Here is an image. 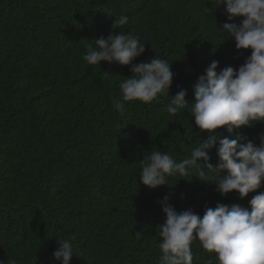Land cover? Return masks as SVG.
<instances>
[{
	"label": "trees",
	"instance_id": "16d2710c",
	"mask_svg": "<svg viewBox=\"0 0 264 264\" xmlns=\"http://www.w3.org/2000/svg\"><path fill=\"white\" fill-rule=\"evenodd\" d=\"M206 7L214 9L209 0H0V264H61L53 257L59 239L78 256L71 264H159L166 195L177 212L201 217L218 203L251 211L254 193L240 199L216 190L221 173L209 172L208 182L193 172L170 177V187L143 185L145 155L158 150L179 162L209 134L188 107L169 114L170 96L126 102L120 115L112 100L130 66L83 59L86 45L126 16L117 34L134 35L146 48L134 63L167 60L175 73L169 94L186 90L192 104L198 77L213 60L218 72L238 70L251 55L221 29L242 18L229 21L224 8ZM217 132L259 145L264 123ZM210 156L218 165L215 148ZM201 249L194 241L193 264H219Z\"/></svg>",
	"mask_w": 264,
	"mask_h": 264
},
{
	"label": "clouds",
	"instance_id": "9594fccd",
	"mask_svg": "<svg viewBox=\"0 0 264 264\" xmlns=\"http://www.w3.org/2000/svg\"><path fill=\"white\" fill-rule=\"evenodd\" d=\"M209 2L214 9L224 8L229 21L242 18L241 23H224L221 29L235 41L237 50L251 49V55L238 70L228 66L218 72L219 62L213 60L205 74L198 77L192 104L186 100V90L174 96L169 94L175 73L167 60L155 57L147 63H134L146 48L143 40L134 35L117 34V29L128 24L126 16L114 20L107 37L94 38L95 46L86 45L83 59L93 66H101L102 62L130 66L132 75L120 82L121 95L112 100L114 110L120 115H124L126 102L151 104L170 96L169 114L176 115L188 107L195 125L209 134L206 141L198 142L190 155L179 162L169 153L158 150L145 155L139 174L143 185L150 189L169 186L170 177H187L193 172L208 182L204 178L214 172L223 174L216 182V190L222 196L235 192L244 199L249 193L264 188V134L260 135L257 145L240 133L235 139L220 138L217 130L225 128L233 133L264 123V0ZM103 75L110 74L103 72ZM213 148L219 157L216 166L210 163ZM169 200L166 195L160 202L166 221L159 229L162 252L159 264H193L194 241H199L201 250L214 253L219 264H264V191L249 201L251 211L236 204L218 203L215 208L206 207L202 217L192 210L177 212ZM135 235L139 240L143 233L138 231ZM58 243L54 259L71 264L73 256H77L72 244L60 239ZM9 264L16 261L11 260Z\"/></svg>",
	"mask_w": 264,
	"mask_h": 264
},
{
	"label": "bare ground",
	"instance_id": "6f19581e",
	"mask_svg": "<svg viewBox=\"0 0 264 264\" xmlns=\"http://www.w3.org/2000/svg\"><path fill=\"white\" fill-rule=\"evenodd\" d=\"M258 192H259V191H257V192H253V193H254V195H256Z\"/></svg>",
	"mask_w": 264,
	"mask_h": 264
}]
</instances>
